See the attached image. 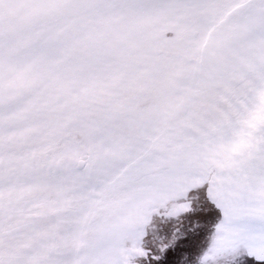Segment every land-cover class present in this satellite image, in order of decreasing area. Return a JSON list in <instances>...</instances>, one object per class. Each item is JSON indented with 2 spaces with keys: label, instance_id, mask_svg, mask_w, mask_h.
<instances>
[{
  "label": "snow or ice",
  "instance_id": "snow-or-ice-1",
  "mask_svg": "<svg viewBox=\"0 0 264 264\" xmlns=\"http://www.w3.org/2000/svg\"><path fill=\"white\" fill-rule=\"evenodd\" d=\"M0 264H264V0H0Z\"/></svg>",
  "mask_w": 264,
  "mask_h": 264
}]
</instances>
